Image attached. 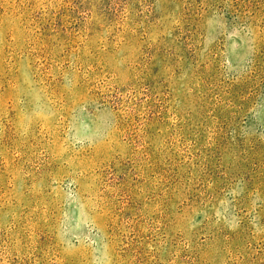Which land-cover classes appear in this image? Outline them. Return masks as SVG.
Here are the masks:
<instances>
[{
	"label": "rangeland",
	"instance_id": "374dc122",
	"mask_svg": "<svg viewBox=\"0 0 264 264\" xmlns=\"http://www.w3.org/2000/svg\"><path fill=\"white\" fill-rule=\"evenodd\" d=\"M0 264H264V0H0Z\"/></svg>",
	"mask_w": 264,
	"mask_h": 264
}]
</instances>
